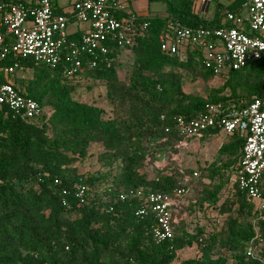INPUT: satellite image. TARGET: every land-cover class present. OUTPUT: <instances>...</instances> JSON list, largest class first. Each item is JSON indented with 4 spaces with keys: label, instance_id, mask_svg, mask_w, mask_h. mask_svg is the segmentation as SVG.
<instances>
[{
    "label": "trees",
    "instance_id": "16d2710c",
    "mask_svg": "<svg viewBox=\"0 0 264 264\" xmlns=\"http://www.w3.org/2000/svg\"><path fill=\"white\" fill-rule=\"evenodd\" d=\"M148 1L166 4L167 15H137L139 23L148 27L125 52L132 61L122 76L118 67L123 51L115 44L108 62L101 58L71 79L64 74L69 67L66 60L55 67L20 60L23 73L32 76L19 77L23 73L18 72L16 83L40 104L44 115L23 120L0 111V264H175L178 253L193 246L199 256L179 264H261L247 255L253 243L257 256L264 258V219L256 204L237 183L225 199L222 195L223 172L232 169L234 176L241 161L244 137L239 131L226 135L229 141L218 151L227 161L208 168V178L219 182L206 187L202 202L217 206L223 199L219 212L229 215L217 232L202 228L190 232L180 222L173 224L170 238L157 242L153 210L147 206L141 215L144 202L129 195L143 190L174 196L177 189L188 190L189 182L183 183L176 171L156 170L153 178L147 171L148 159L154 163L157 153L183 140L176 129L179 118L194 119L210 104L224 102L240 108L264 96V59L215 79L198 51L164 53L160 36L169 20L191 28L217 23L200 18L190 0ZM14 63L9 58L4 65ZM197 79L223 84L206 96H190L184 81ZM100 84L104 97L98 98L109 108L99 99L82 101L83 92ZM219 134V130L209 131L200 140ZM94 144L102 148L98 161L107 171L102 176L80 174L77 164L90 157ZM76 183L88 188L84 203L76 198ZM105 183L102 196L95 194Z\"/></svg>",
    "mask_w": 264,
    "mask_h": 264
},
{
    "label": "built area",
    "instance_id": "2783aa9c",
    "mask_svg": "<svg viewBox=\"0 0 264 264\" xmlns=\"http://www.w3.org/2000/svg\"><path fill=\"white\" fill-rule=\"evenodd\" d=\"M240 1V13L226 11L223 22L212 27L191 28L169 20L167 31L160 36L162 50L169 55L198 51L215 79L226 78L230 71L264 59V0ZM208 2L200 0V7L205 9ZM55 10L52 0H38L32 5L0 0V27L4 29L0 30V75L4 78L0 82V111L23 120H37L44 115L40 104L27 97L16 83V73L25 70L20 60L53 67L66 60L69 67L64 74L71 79L77 73L84 74L87 66L93 67L101 58L108 62L113 44L119 51H129L148 27L139 23L124 0H77L69 13ZM72 28L81 33L79 40L70 39ZM9 58L15 63L5 66ZM176 129L184 145L203 138L209 131L219 130L225 135L239 131L243 135L242 157L233 182L256 204L259 217L264 219V96L253 98L240 108L224 102L210 104L194 119L179 118ZM197 176L195 172L194 177ZM74 188L76 198L84 203L88 188L81 183ZM186 193L182 187L175 190L174 196L143 190L129 195L144 202L141 215L146 214L147 206L151 207L158 223L154 238L161 242L172 236L173 208ZM125 198L121 195L122 200ZM256 250L257 246L251 243L248 257L264 264Z\"/></svg>",
    "mask_w": 264,
    "mask_h": 264
},
{
    "label": "rangeland",
    "instance_id": "374dc122",
    "mask_svg": "<svg viewBox=\"0 0 264 264\" xmlns=\"http://www.w3.org/2000/svg\"><path fill=\"white\" fill-rule=\"evenodd\" d=\"M66 3L67 0H60ZM70 1V0H68ZM125 1V0H124ZM142 0H134L132 5V12L135 14L142 13V8L144 7ZM245 14V12H242ZM1 20V15H0ZM119 59L121 66L118 67L119 74L122 76L128 65L132 61V55L123 52ZM30 78L31 72H24L23 75L19 77ZM222 81L211 80L204 81L202 79H197L195 81L185 80L184 90L190 96H206L211 88H218L222 85ZM103 85H96L92 91H85L82 93V101L91 103L94 99L101 100L103 106L109 108V104L104 102L102 98H98L100 94L104 97V87ZM229 138L226 137L224 133L219 135L209 137L205 140L196 139L189 141L187 145H184L182 140L180 143L174 145L171 150L157 153L154 163L147 160L148 166L147 171L150 177L153 178L156 170L163 171L164 173L177 172L181 174L183 183L189 179V188L187 193L177 200V206L173 208V218L176 223L183 222L187 225L190 232H196L198 228H202L208 233L217 232L224 225V222L228 218V214L222 215L219 212L220 204L225 199L230 191H232L233 176L230 175L231 170L223 172V181L225 182V187L222 191L224 198L219 203V205H209L208 202H202L203 194L205 193L206 187L210 189L213 184L219 182L218 178L210 180L208 178V168L211 164L225 163L227 158L225 156L219 155L218 151L220 147L227 143ZM102 153V148L100 145L94 144L90 148V157L83 163L77 164L78 171L80 174L94 173L98 176L105 174L107 169L102 168L100 162L98 161V155ZM234 169V167H233ZM198 172V176L194 177V173ZM230 177V180H229ZM106 183L103 184L102 188L97 189L95 194L102 196L103 188ZM199 256V251L196 246L187 248L178 253V259L175 264H179L183 260L193 259Z\"/></svg>",
    "mask_w": 264,
    "mask_h": 264
},
{
    "label": "crops",
    "instance_id": "0c3cea01",
    "mask_svg": "<svg viewBox=\"0 0 264 264\" xmlns=\"http://www.w3.org/2000/svg\"><path fill=\"white\" fill-rule=\"evenodd\" d=\"M18 1H24L26 2L28 5H32L34 3H36L38 0H18ZM77 1V0H70L66 3L61 2L60 0H55L54 1V6L56 9L61 10V13H69L72 9L73 3ZM129 11H133L132 10V5H133V1L134 0H125ZM144 3V7L142 8V13H138L136 15H140L142 17L145 16H166L167 15V11H166V4L162 3V2H149L148 0H142ZM190 2L193 5V10L194 12L202 19L206 20L207 22H213L215 21L217 24L222 23L224 20V13L226 11H231V12H236V13H240L241 12V1L240 0H209L207 6L205 7V9L203 7H200V0H190ZM203 10H205L206 12H202ZM219 12V15H217ZM1 22V20H0ZM78 29H71V33L74 35H79L81 33L75 32Z\"/></svg>",
    "mask_w": 264,
    "mask_h": 264
}]
</instances>
